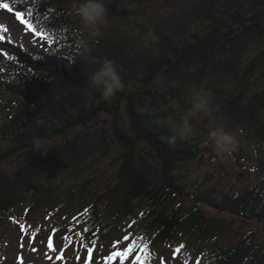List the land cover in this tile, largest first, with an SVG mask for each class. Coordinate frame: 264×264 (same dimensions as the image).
<instances>
[{
  "label": "trees",
  "instance_id": "trees-1",
  "mask_svg": "<svg viewBox=\"0 0 264 264\" xmlns=\"http://www.w3.org/2000/svg\"><path fill=\"white\" fill-rule=\"evenodd\" d=\"M0 2L9 4L14 13L53 11L52 18L61 28L64 26L63 22H67L66 19L73 21L77 17L73 9L76 0H0ZM104 2L109 9L108 23L97 34H92L85 27L78 30H86L87 33L67 31L70 36L69 42L59 39V43H56L63 53L56 48H51L52 51L48 53L26 49L23 40L10 29L9 21L0 18V23L7 25V30L0 28V109L5 112L0 120V142L9 139L17 142V145L13 143L14 146L8 153L0 155V162L22 150L29 151V137L44 138L50 148L45 155L39 154L32 147L31 162L23 163L14 175L0 172V213L7 214L17 201H22L21 198L26 197L28 188L35 185L39 188L38 191H41L42 184L40 188L37 179L39 180L43 173L50 171L56 164L64 162L63 165L75 166L84 157L88 158L92 143L88 140L81 144L72 143L68 134L70 129L84 122L90 125L91 121H97L99 117L112 116L116 119L114 138L118 146L120 144L128 148L125 153L130 157L140 151L141 144L149 143L163 159L166 170H171L182 158H194L199 151L205 150L200 146L202 144L200 136L194 133L186 139L177 138L175 142L170 143L173 132L166 126L167 124L160 121L161 117L167 119L168 115H174L176 108L174 102L177 100L190 102L191 107L190 90L194 88H203L207 92L209 90L217 107L219 123L240 127L245 131L247 141L251 140L264 146V0H131V3L135 4L132 10L124 8L129 0ZM133 11H141L143 18L135 17L131 13ZM144 11H168L171 14L167 15L165 20H149ZM1 14L8 15L6 11H0ZM129 16H132V19ZM24 17L28 19L27 16ZM29 19L34 21L36 31L43 25L33 16ZM198 20L201 23L197 24ZM54 36L53 40L56 42ZM104 59L116 62L125 85L124 89L109 101L102 98L100 90L91 86L89 80L90 75ZM226 81L230 85H224ZM204 85L207 88H204ZM2 94L18 99L5 100ZM50 97L58 98L57 103L61 108L59 114L63 113L61 115L65 117H61L64 122L61 129L55 127L53 119L56 116L50 118L55 106ZM20 100L24 103L21 104ZM34 105H38L36 112L32 110ZM125 114L132 120V124L129 128L123 129L119 119L123 120ZM49 119L52 121L51 124ZM106 119L105 117L104 120ZM32 124H35V129ZM201 126L207 131V120H202ZM106 132L107 129H104V132L99 130L94 133L95 139H91L93 143L100 145L104 154L111 150ZM55 140L61 141V145ZM195 140L197 142H194ZM238 152L239 160L244 155L249 157L244 158L246 161L258 162L253 166L257 171L255 175L264 178V156H259L258 152L251 155L249 149L241 145ZM125 166L127 165L123 163V173L119 175L118 182H124L130 175L135 178L141 177L138 171L125 172ZM90 179H92L90 176H86L80 185L83 182L85 184L79 187V190H76L75 185L61 208H58L61 204L54 206L59 209L60 217L55 223L57 226L51 224L54 222L52 220H49L51 223L48 226L53 229L58 225H66L64 223L66 221L62 220L63 217L67 218L66 213L70 216L76 213L75 211L80 212L82 219L89 216L86 219L87 229L82 233L84 238L100 233L98 244L106 248L112 241L109 237L113 231L110 228V222L113 220L108 218L123 219L125 212L130 210L124 208L127 205L126 197L131 192H137L138 188L136 186L126 193L119 182L111 185L105 193L99 192L95 195L92 190L93 181ZM166 181L167 179L163 187H169ZM141 185L148 191L143 192L142 189L140 191L142 194L137 193L136 199L146 202L150 192L149 186L152 185H148V182ZM254 187L239 192V197L225 200L235 206L231 210L232 213L261 225L264 232V179L262 184H255ZM171 188L170 192L176 195L183 194V191L174 189L172 185ZM77 192L81 193L80 197L76 195ZM156 194L160 197L159 192L155 193L153 200ZM198 195L206 198L201 193ZM202 197L196 201L201 206L203 203L207 204ZM57 200V194L52 192L47 194L42 190L41 196L33 200L36 206L31 205L26 211V218L31 217L36 208L42 212L55 209L52 206L57 204ZM209 202L213 207L224 206L230 209L227 205L220 203L214 205ZM67 204L73 206L72 211L66 208ZM140 204L146 211H152L156 207V205L146 207L145 203L141 202ZM111 210L112 212H109ZM144 215L141 214V217L145 220L150 219L153 227L162 224L160 233L155 237L156 242L166 238L177 241L180 238L197 237L202 241L213 242L211 244L218 252L217 255L221 254L224 257L223 259L219 257L223 264L233 262L232 257L236 258L235 264H264V252L261 249L264 248V244L260 240V244L257 243L256 238L259 237L254 228L248 230L244 235L247 239L240 245L232 244L226 248L224 245L232 242L239 232V229H234L233 224L228 221L207 217L204 213L194 210L188 211L182 217H178L176 211L173 220L167 221H164L163 217L157 216L153 219L148 214ZM105 220L109 225L104 228L100 224ZM215 222L213 229L212 225L214 226ZM245 223L251 224L247 220ZM150 227L147 225L146 231H150ZM67 228L68 225L63 227L62 232L65 233L64 230ZM29 230H23L24 237L31 238L35 243L44 244L47 248L45 251H51L57 244L51 238L40 237L37 229ZM60 231L61 228L57 230L59 237ZM182 231L184 234L179 236ZM137 233L134 231L133 237L138 236ZM40 234L45 237L44 232ZM126 236L123 239L130 242L131 239L128 237L127 240ZM69 239L66 243L67 250L75 248L81 242L79 236L73 232H70ZM225 240L229 241L225 243ZM174 243L179 242L169 244ZM34 255L43 259L45 257L44 253ZM115 259L114 257L113 261ZM93 261L96 264L97 259ZM91 262L92 260H89L82 264ZM22 264L30 262L25 261Z\"/></svg>",
  "mask_w": 264,
  "mask_h": 264
},
{
  "label": "rangeland",
  "instance_id": "rangeland-1",
  "mask_svg": "<svg viewBox=\"0 0 264 264\" xmlns=\"http://www.w3.org/2000/svg\"><path fill=\"white\" fill-rule=\"evenodd\" d=\"M0 4L3 3L0 2ZM34 5L35 4H33V7ZM33 7L31 9H33ZM0 11H6L10 16L13 15L16 23H10L13 22V19L6 17L3 14L2 16L0 15V18L2 19L3 17L5 20L9 21L10 29H12L13 32L23 40V46L26 49H35L36 52L41 51L48 53L52 51L51 48H56L59 52L63 53L64 51L58 47L56 43H59V39H63L67 43L69 42L70 36L67 31L72 33L75 31L87 33L86 30H78L83 29L84 26L80 23L79 18L77 17L73 21H71V19H66L67 22L64 21V26L61 28L52 18L53 11H23L24 16H27L28 19L26 17L24 18L29 20L31 24L34 25L35 23L29 19L30 16L41 21L43 24L41 28L43 29L40 28L38 31L42 30L47 34L48 38L52 39L54 45L52 43L49 44L46 39L31 32L27 25L21 24L13 11H9L2 7H0ZM144 12L148 15L149 20H165L167 15L171 14L168 11ZM131 13L137 18H143L141 11H133ZM129 18L132 19V16H129ZM116 21L119 23L122 22L121 20ZM198 23H201V21L198 20L197 24ZM136 27L138 28L139 26ZM53 36L56 38V42H54ZM66 48H68V46H66ZM24 70L25 69H23V71ZM213 82L214 80H212V84ZM206 84L208 85L207 82ZM227 84L230 85L228 81H226L224 85ZM204 88H207V86L204 85ZM224 88H226V86H224ZM1 96L4 97L5 100L18 99L11 95L2 94ZM50 99L55 102L50 118L51 116H56V118L53 119L55 127L61 129L64 125L61 117H65L61 115L63 113L59 114L61 108L59 103H57L58 98L50 97ZM89 100H91V98H89ZM20 102L21 104L24 103L22 100H20ZM174 103L176 107L174 115H168L169 117H167V119L161 117V123L167 124L169 121H178L180 117L191 108L190 102L187 101L180 102L177 100ZM33 109L36 112L38 105L32 106V110ZM123 109L125 112L127 111L125 106ZM58 114L59 117H57ZM4 115L5 112L0 109V120ZM105 117L107 118L106 120H104ZM105 117H99L97 121L94 120V122L91 121L92 124L90 125H87L86 122H84L83 124L70 129L68 137L71 138V141H73L72 143L79 142L81 144L84 140H88L92 143L91 154L88 158L84 157L82 161L78 162V165L75 166L63 165L64 162L56 164L55 167L50 169V171L43 173L39 180L37 179L38 186L40 187V184H42V188L40 187L41 191H38L39 188L35 185L28 188L25 193L26 197L21 198L22 201H17L15 203L16 207H12L7 214L0 213V264H22L25 261H30V264H34V262H36V264H82L83 262L96 259V264H223L219 257L222 259L224 257L221 254L217 255L218 252L215 250V247L212 246L213 242H211V244L202 241L195 236H193L195 237L194 239L188 236L189 239L180 238L177 241H174L171 238H166L156 242L155 237L160 233L162 224L160 223L158 227H153L151 225V220H145L141 217V214H148L153 219L157 216L163 217V220L167 221L169 219L173 220L176 211H178V217H182L188 211L194 210L196 212L204 213L207 217H215L216 219H222L223 221L232 223L233 228H238L239 232L236 238L234 240L232 239L233 243L230 242L227 243L226 246L224 245L226 248L231 247L232 244L240 245L244 239H247L244 235L248 233V230L251 228H254L257 232L259 237V239L256 238L257 243L260 244V241H262L264 244V232L260 227L261 225L259 226L250 219H244L243 217L232 213L231 210L234 209L235 206L230 204L231 202L225 200L228 198L232 199L239 197V192L250 190L252 186L255 188L254 185L262 184L264 179L255 175V172L257 171L254 170L253 166L258 164V162L246 161L244 158L249 157L244 155H242L241 160L238 158L240 145L249 149L251 155H255L258 152L259 156H264V146H261L256 142L253 143L251 140L247 141V138H245L246 133L243 129L233 124L227 126L221 123L226 130L232 132L236 136L238 144L235 148L237 151L234 150L230 157L220 160L211 149V146L205 142L207 131L201 126L202 120L193 122L192 134L196 133L200 136L202 142L200 146H203L205 150L199 151L197 156L192 159L182 158L171 168V170H166L163 159L156 154L155 150L152 149L149 143L141 144L142 148L140 151L133 154L132 157H130L129 154H126L125 150L127 151L128 148L125 145L121 146L119 144L118 146V142L114 138V121L116 119L112 116ZM126 117L127 114L123 116V120L119 119L123 129L129 128V125L132 124V120H129V117ZM48 121L50 124L52 123L50 119ZM32 126H35V124H32ZM35 128L36 126L33 127V129ZM104 129H107L105 135L107 136L106 138L109 144V149H111L108 154H104L100 145L98 146L92 141L95 139L94 133L99 130L104 132ZM55 141L58 142L57 140ZM194 142H197V140ZM13 143L17 145V142L12 139L1 141L0 155L8 153L9 149L14 146ZM28 143L29 151L22 150L0 162V172H7L14 175L23 163L31 162L32 137L28 138ZM58 143L61 145V141ZM123 163L127 165L125 166V172L129 170L131 172L138 171V174H140L141 177L135 178L133 175H130L124 182L119 181L122 185V190L126 191V193L136 186L138 190L135 193L131 192L130 195L128 194L126 197V200L124 199L127 204L124 208H129L130 210L125 212L123 215L125 217L123 219L116 220L111 217L108 218L109 220H113L110 222V228L113 231L109 237L112 238V241L106 246V248L100 247L98 244L100 233H94V235H90V238L88 237L87 239L84 238L82 233L87 229L88 222L86 219L89 216L82 219V214L80 212L77 213V211H75L76 213H73L70 216L66 213L67 218L63 217L62 219L66 221L64 222L66 225H58L57 228L53 229L48 226L51 223L49 220L54 221L51 224L57 226L55 223L58 217H60V214H58V208L62 207V204L71 193L70 190H72L75 185L77 187L76 190H79V187L85 184L83 182L80 185L83 179H85L86 176H90L92 178L90 181H93V193L95 192V195L99 192L105 193L111 185L119 183L118 177L123 173ZM40 174H42V172H40ZM165 179H167L166 184L169 185V187H163ZM147 182L148 185L152 186H149L151 190L149 189L150 192L146 198V202L145 200H137L136 194L143 189L141 184H147ZM171 185L174 189L183 191V194L180 193V195H176L174 192H170L169 189L171 188ZM42 190L47 194L48 192H52L58 195V202L57 204H54L52 208L56 205L60 206V204L61 206L58 208L54 207L55 209L44 210L43 212L41 209L36 208L33 215L27 219L25 214L26 211L29 210L31 205L36 206L33 204V200H37V198L41 196ZM146 190L147 188H144L143 192ZM171 190L173 189L171 188ZM158 192L160 193V197L156 194V198L153 200L154 194ZM199 193L205 195L206 198L198 195ZM80 194V192L76 193L79 197L81 196ZM140 194H142V192H140ZM201 197L207 202V204L203 203V207L196 202L198 198ZM207 200L214 203V205L215 203L227 205L230 209L228 210L224 206L223 208H219L218 206L213 207ZM140 202L142 204L145 203L146 207L154 205H156V207L152 211H146ZM72 207V205H66V208L70 209V211L73 210ZM109 212H112V210ZM43 217H45V220H43ZM80 220L82 221V226ZM246 220L251 224L247 225L245 223ZM67 225L68 228L64 230L65 233L62 232L63 227H66ZM108 225L109 223L106 222V220L100 224V226L104 228L108 227ZM147 225L151 226L149 228L150 231H146ZM215 225L216 222L214 226L212 225L213 229ZM29 228L37 229L40 237L51 238L57 244L52 247L51 251H45L47 248L44 244L35 243L31 238L24 237L23 230H29ZM59 228H61L60 237L57 235V230ZM134 231L138 232V236L133 237ZM41 232H44L45 237L40 234ZM70 232L76 233L81 242L75 248L67 250L66 248L68 246L66 243L70 240ZM102 232L103 229H101V233ZM183 234L184 231L180 232L179 236H182ZM125 236L127 237V240H129V238L131 239L130 242H126L123 239ZM118 239L120 241H118ZM226 241L229 240H225V243ZM170 242L179 243L171 245L169 244ZM49 243L50 242H48V244ZM102 244L105 245V243ZM145 244L148 245L147 250L143 248V245ZM111 245H114L115 247H111ZM181 246L182 249L177 255L175 249ZM31 247L33 248L31 249ZM261 249L264 252V248L262 247ZM91 251H94V253L92 254ZM63 252L65 253L62 254ZM35 253H44V259L34 256ZM116 253H121V255H116ZM125 253L127 255H124ZM114 257L116 258L115 261H113ZM235 259V257H232L231 259L234 264ZM226 262H228V260ZM233 262L228 264H233Z\"/></svg>",
  "mask_w": 264,
  "mask_h": 264
},
{
  "label": "clouds",
  "instance_id": "clouds-1",
  "mask_svg": "<svg viewBox=\"0 0 264 264\" xmlns=\"http://www.w3.org/2000/svg\"><path fill=\"white\" fill-rule=\"evenodd\" d=\"M135 7L131 0L124 6L132 10ZM75 15L80 23L97 34L99 30L108 23L109 9L104 0H76L73 4ZM90 84L100 90L101 96L105 101L112 99L118 92L125 87L121 78L119 66L115 61L104 59L100 66L90 75ZM191 91L192 106L178 121L167 122L173 135L169 142L173 143L177 138L186 139L193 133V122L197 120H207L206 144L216 154L217 158L224 160L230 157L235 150L238 141L236 136L226 130L223 124L218 122L217 107L211 93L203 88H194ZM32 147L39 154H47L50 150L44 138L35 136L32 139Z\"/></svg>",
  "mask_w": 264,
  "mask_h": 264
},
{
  "label": "snow or ice",
  "instance_id": "snow-or-ice-1",
  "mask_svg": "<svg viewBox=\"0 0 264 264\" xmlns=\"http://www.w3.org/2000/svg\"><path fill=\"white\" fill-rule=\"evenodd\" d=\"M0 7L4 8V9H8L9 11H12V9L10 8L9 4L7 3H3L0 4ZM16 18L20 21L21 24L27 25L28 29L33 32L35 35L46 39L48 41L49 44L53 43L52 39L48 38L47 34L43 31H36L35 27L33 26V24H31L27 19L24 18V14L22 12H16L15 13ZM0 28H4L5 30H7V25H5L4 23H0ZM143 248L145 250H147L148 245L145 244L143 245ZM182 249L181 247H178L175 249V253L178 255L180 253ZM116 255H121V253H116ZM124 255H127L126 253ZM145 255V254H142ZM139 259V258H138ZM34 264H36V262H34ZM92 264H94V261H92Z\"/></svg>",
  "mask_w": 264,
  "mask_h": 264
},
{
  "label": "bare ground",
  "instance_id": "bare-ground-1",
  "mask_svg": "<svg viewBox=\"0 0 264 264\" xmlns=\"http://www.w3.org/2000/svg\"><path fill=\"white\" fill-rule=\"evenodd\" d=\"M11 19H13V23H14V21H16V20L14 19L13 15L11 16ZM1 263H2V262H1Z\"/></svg>",
  "mask_w": 264,
  "mask_h": 264
}]
</instances>
